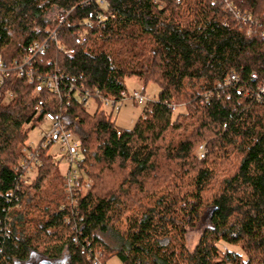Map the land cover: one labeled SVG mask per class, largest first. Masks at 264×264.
Here are the masks:
<instances>
[{
    "label": "trees",
    "instance_id": "obj_1",
    "mask_svg": "<svg viewBox=\"0 0 264 264\" xmlns=\"http://www.w3.org/2000/svg\"><path fill=\"white\" fill-rule=\"evenodd\" d=\"M104 1L102 23L97 0H0V264H264V0ZM131 79L159 93L122 130L105 103ZM49 113L80 145L71 194L54 143L27 146Z\"/></svg>",
    "mask_w": 264,
    "mask_h": 264
},
{
    "label": "built area",
    "instance_id": "obj_2",
    "mask_svg": "<svg viewBox=\"0 0 264 264\" xmlns=\"http://www.w3.org/2000/svg\"><path fill=\"white\" fill-rule=\"evenodd\" d=\"M224 4L227 5V8L231 10L230 5L228 4V0H221ZM98 5H107L105 3L104 0H97ZM102 18H100L101 20ZM102 21V20H101ZM36 32H40V29H36ZM44 47L45 45H35L32 49H31V53H43L44 51ZM64 53L66 55H73L74 51L70 50V49H65ZM28 65V62L25 61L24 67H26ZM24 67H19L16 69V72L19 73V78L24 77ZM12 72V70H9L7 68H5L1 58H0V86L3 85L4 83V79L6 77H8V75ZM253 79H255V77H253ZM237 80V76L235 73L232 74L231 76V82H236ZM47 88L51 91H53L54 93L58 94L60 93V88H59V84H58V79L56 76H50L48 77V79L45 82ZM230 84V82H229ZM261 93L264 94V88L261 89ZM124 99L122 100V102H126L128 101V97H126L125 95L123 96ZM134 102L138 105V106H142V107H147V105L149 104V101L144 98L143 96L140 95H134L133 98ZM89 103L88 102L86 104L87 107H89ZM106 106L111 105L110 102H106L105 103ZM145 118V116H144ZM41 121L43 123H47L48 125H50L51 127V132L47 133V134H43L42 135V139H41V143L43 142V147H47L55 142H60L63 149L62 151L64 152V157L66 159V168L64 170V178L67 179L68 183H67V192L68 193H72L74 192L75 189H79L80 188V183L78 180V168L80 167L79 165V161H80V152H79V143L78 141L75 139L74 135L72 133H70L67 129V127L65 125H63L60 121V119H58L57 117H55L53 114H45ZM201 159L204 158V153H202V155L200 156ZM91 185H87V189H90ZM72 197V196H71ZM94 264H99L98 262H95Z\"/></svg>",
    "mask_w": 264,
    "mask_h": 264
},
{
    "label": "rangeland",
    "instance_id": "obj_3",
    "mask_svg": "<svg viewBox=\"0 0 264 264\" xmlns=\"http://www.w3.org/2000/svg\"><path fill=\"white\" fill-rule=\"evenodd\" d=\"M98 5V3H97ZM101 11L103 12L99 17L98 20L100 22H105L107 20V12H108V5L100 4L98 5ZM100 18H102L100 20ZM159 93V88L153 84L146 85L145 83L139 81L138 79H131L126 82V89L123 95H128L131 99L134 95L139 94L146 98L149 102H154L157 100V96ZM109 107V108H107ZM105 107V111L108 114L113 115L112 119L115 121L118 128L122 130H132L135 126L137 120L140 117H143L144 107L138 106L134 104L132 100L126 102L125 104L112 109V107L107 106ZM90 113L95 112L96 105L92 102L89 103V107L87 108ZM42 122V121H39ZM51 132V127L47 123H39L36 129L29 134V140L27 146L32 148L33 150L36 149L42 139L43 134H47ZM63 147L60 142H55L49 153L55 159L56 162L60 164V172L66 168V159L64 157V152L62 151ZM31 177H34V174H31ZM218 249L221 252H234L241 254L240 250L236 247H232L226 245L225 243L218 244ZM107 264H122L119 258L111 259Z\"/></svg>",
    "mask_w": 264,
    "mask_h": 264
},
{
    "label": "bare ground",
    "instance_id": "obj_4",
    "mask_svg": "<svg viewBox=\"0 0 264 264\" xmlns=\"http://www.w3.org/2000/svg\"><path fill=\"white\" fill-rule=\"evenodd\" d=\"M38 45H40V44H38ZM44 48H45V47H44ZM65 49H69V48L63 47V48H61V51L64 53V50H65ZM70 50H71V49H70ZM43 52H44V51H43ZM38 54H41V53H38ZM38 54L34 53V56H36V55H38ZM64 54H65V53H64ZM0 58H1V57H0ZM1 60H2V58H1ZM2 62H3V60H2ZM17 68H19V67H17ZM17 68H16V69H17ZM7 69H8V68H7ZM16 69H15L14 71H15V73H16V74L18 75V77H19V73L16 72ZM9 70H10V69H9ZM12 72H13V70H12ZM12 72H11V73H12ZM11 73H10V74H11ZM10 74H9V75H10ZM9 75H8V77H9ZM8 77H6V78H8ZM6 78H5V79H6ZM5 79H4V81H5ZM3 84H4V83H3Z\"/></svg>",
    "mask_w": 264,
    "mask_h": 264
}]
</instances>
